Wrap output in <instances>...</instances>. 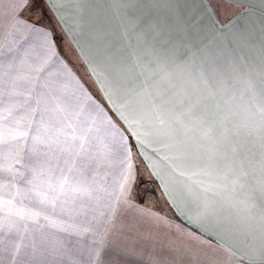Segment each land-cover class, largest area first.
Instances as JSON below:
<instances>
[{"label":"snow or ice","instance_id":"obj_1","mask_svg":"<svg viewBox=\"0 0 264 264\" xmlns=\"http://www.w3.org/2000/svg\"><path fill=\"white\" fill-rule=\"evenodd\" d=\"M69 2L81 4V0H9L0 9V82L4 84L0 95L8 97L0 115V171L16 174L21 169L15 165L22 164L29 191L40 203L83 218L72 230L98 237L88 264H121V258L132 252V238L110 227L121 209H135L154 224L167 223L160 213L133 203L135 149L149 161V178L160 183L170 206L201 233L177 227L173 239L161 241L163 249L179 251L195 242L197 264H264V26L257 42L254 29L235 23L245 13L258 11L264 17V0H199L202 9L196 20L206 17L210 23L193 33L178 8L167 28L145 19L153 6L178 5L180 0H108L113 14L122 19V34L138 78L135 85L126 88L120 82L118 77L125 71L121 65H110L114 75H107L85 57L76 41H68L86 64L103 103L61 55L64 36L57 34L56 27L23 17L26 9L39 16L50 11L64 31L60 9ZM173 32L193 42L190 56L177 60L160 47ZM149 148L163 153L168 167L181 176L185 172L179 162L186 154L208 155L210 166L195 175L220 182L194 181L204 194L197 197L194 215L176 202L148 155ZM117 167L119 179L106 184L110 170ZM237 191L244 197H229L231 212L219 217L207 194ZM11 204L0 200L8 213L0 218V228L12 213ZM233 217L238 226H233ZM44 219L55 223L47 215ZM149 264L160 262L150 259Z\"/></svg>","mask_w":264,"mask_h":264},{"label":"crops","instance_id":"obj_2","mask_svg":"<svg viewBox=\"0 0 264 264\" xmlns=\"http://www.w3.org/2000/svg\"><path fill=\"white\" fill-rule=\"evenodd\" d=\"M8 2L9 0H3L0 9L6 8ZM176 8L183 14L184 24L188 26L189 33L195 32L201 25L210 23L206 17L196 20L202 9L199 0H180L178 5L161 3L153 6L145 19L151 18L167 28L174 22L173 10ZM60 11L65 21L64 31H61L56 24V19L50 11L44 16H39L34 9H26L23 17L26 20H38L49 27H56L57 34L64 36L61 55L98 101L103 103L99 90L90 79L87 66L77 55V50L68 43L69 40L76 41L85 57L107 75H114L111 73L110 65H121L125 71L118 77L120 82L126 88L133 87L138 79L135 75V63L129 55L126 39L122 34V19L113 14L108 0H81L79 6L69 2L64 4ZM137 11L141 12L140 9ZM252 14L250 16H253V19L250 20L248 27L255 30L258 42L260 29L264 26V17L258 11ZM248 15L245 13L244 17L237 19L236 22ZM65 32H70L71 36L65 35ZM160 47L169 54H174L177 60H182L191 55L193 42L187 36L182 37L173 32ZM55 73L54 68L53 74ZM3 88L4 84L0 82V90ZM14 99L22 100L23 97ZM7 104L8 97L0 95V115L3 114ZM157 146L162 147V145ZM253 151L258 160V149ZM134 152L136 182L133 185V203L146 211L160 213L167 218V223L154 224L148 218L142 217L135 209H121L110 225L112 231H118L132 238V252L121 258V264H149L150 259L157 260L160 264H197L195 242L182 246L179 251L162 248L161 241L173 239L177 227L197 235L201 233L195 225L190 224L170 206L160 183L149 178L146 167L149 161H146L135 149ZM147 152L164 176L176 202L189 215H194L197 211V197L204 195L195 186L194 181L220 182L215 177L195 175L201 169L210 166L208 155L202 151L186 154L183 161L179 162V167L185 172L184 176L168 167V161L162 159L163 153L157 154L151 148ZM15 166L21 169L19 173L9 174L0 171V200L12 201V213L5 226L0 228V264H88L89 256L98 243V237L93 232L78 234L72 230V225L82 220V217L73 218L60 212L58 208L52 210L49 206L40 203L36 193L29 191L30 185L26 182L29 177L22 164ZM120 170L119 167L111 169L105 183L111 185L118 180ZM221 170H223V162H221ZM207 195L213 201L216 213L221 218L231 212L227 204L229 197L233 199L244 197V193L240 191L226 192L221 196H213L211 193ZM255 198L259 204L261 202L259 193L255 194ZM29 213L40 215L34 218ZM7 214V211L0 206V218ZM46 215L55 223L45 220ZM232 224L238 226L236 217H233ZM204 238L208 237L204 236ZM109 239L110 236L103 242L102 257L108 251ZM228 242L231 243L232 239L230 238Z\"/></svg>","mask_w":264,"mask_h":264},{"label":"rangeland","instance_id":"obj_3","mask_svg":"<svg viewBox=\"0 0 264 264\" xmlns=\"http://www.w3.org/2000/svg\"><path fill=\"white\" fill-rule=\"evenodd\" d=\"M226 10V9H225ZM251 15H253V14H251ZM251 19H253V16H250V15H248V16H246L245 18H243V19H241V20H238L237 22H236V24L237 25H239L240 27H248L249 26V22H250V20Z\"/></svg>","mask_w":264,"mask_h":264},{"label":"trees","instance_id":"obj_4","mask_svg":"<svg viewBox=\"0 0 264 264\" xmlns=\"http://www.w3.org/2000/svg\"><path fill=\"white\" fill-rule=\"evenodd\" d=\"M49 16V15H48Z\"/></svg>","mask_w":264,"mask_h":264}]
</instances>
